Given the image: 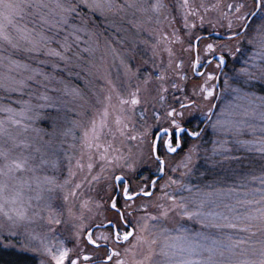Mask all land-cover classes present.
I'll use <instances>...</instances> for the list:
<instances>
[{"label": "snow or ice", "instance_id": "1", "mask_svg": "<svg viewBox=\"0 0 264 264\" xmlns=\"http://www.w3.org/2000/svg\"><path fill=\"white\" fill-rule=\"evenodd\" d=\"M0 247L264 264V0H0Z\"/></svg>", "mask_w": 264, "mask_h": 264}, {"label": "rangeland", "instance_id": "2", "mask_svg": "<svg viewBox=\"0 0 264 264\" xmlns=\"http://www.w3.org/2000/svg\"><path fill=\"white\" fill-rule=\"evenodd\" d=\"M203 35H207V34H203ZM109 39H113L112 37H109ZM115 41H114V39H113V43H114ZM117 47H119V45H116ZM126 47H128V48H131V44H128V45H126ZM140 47H143L142 45L140 46ZM122 51H123V49H122ZM103 52H104V42H103V40H101V47H100V51H98L97 52V58H99L102 54H103ZM139 59H140V57L139 56H137L136 57V61H139ZM136 61H134V62H136ZM109 65H111V58H109ZM117 69H118V63H117V65H116V67H113V68H110V70H111V72H112V78L113 79H115L116 78V76H117ZM66 79H67V77H66ZM71 83L73 84V85H75V84H78L79 83V81H77V80H75V78H72V80H71ZM189 86H191V84L189 85ZM27 97H25V99H26ZM199 113L197 112L196 113V115L195 116H188L187 117V121H190V124H189V126L191 127V128H197L200 124L198 123V120H199ZM40 126H43V125H40ZM63 164L65 165V167H64V175H62L61 177H60V179L62 180L63 178H64V176H66L67 175V161L65 160V161H63ZM141 172L143 173V175L144 176H148L149 175V172L147 171V170H145V169H141ZM118 194V193H117ZM58 195V194H57ZM1 249H3V250H5V251H11V252H14V253H16V254H18V255H26V256H29L31 259H32V263H31V261H30V263L29 264H33V256L30 254V253H23V252H19V251H17L16 249H12V248H8V249H5V248H3V247H0ZM5 261L6 262H9V263H11V264H14L13 262H15V259L14 258H11V259H8V258H5Z\"/></svg>", "mask_w": 264, "mask_h": 264}, {"label": "trees", "instance_id": "3", "mask_svg": "<svg viewBox=\"0 0 264 264\" xmlns=\"http://www.w3.org/2000/svg\"><path fill=\"white\" fill-rule=\"evenodd\" d=\"M202 34H207V32L204 31V32H202ZM204 126H205L204 124H200L196 129L198 130L199 128H203ZM209 131H210V129H209ZM243 138L244 139H248L250 137L245 136ZM208 147L210 149L211 148V145L209 144ZM196 182L197 181L195 180V178H193V183H196ZM189 226L190 227H193L194 229L195 228H198L197 225H189ZM5 258H8V259L14 258L15 259V262H13L14 264H29L30 261L32 263V259L29 256L21 255V254L18 255V254L14 253V252L5 251V250H3V249L0 248V264H11L9 262H6L5 261Z\"/></svg>", "mask_w": 264, "mask_h": 264}]
</instances>
